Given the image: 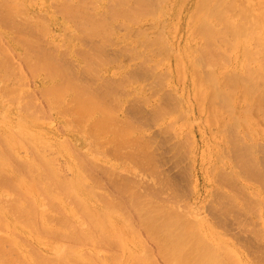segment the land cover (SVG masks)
Wrapping results in <instances>:
<instances>
[{
    "label": "bare ground",
    "instance_id": "obj_1",
    "mask_svg": "<svg viewBox=\"0 0 264 264\" xmlns=\"http://www.w3.org/2000/svg\"><path fill=\"white\" fill-rule=\"evenodd\" d=\"M56 1L57 11L74 22L72 25L67 26L72 32L69 36H66L65 41L57 40L53 36L49 37L47 35L48 25L42 14L33 13L23 8L21 0H0V27L2 25L11 28L9 33H2L0 31V42H2L0 43V82H2V84L0 83L2 87H0V92L3 93L4 91L3 95L8 93L9 98L7 97V99L15 103L14 105L6 104L5 106L4 103L0 101V197L7 196V202L3 197L1 198V200H4H2L3 203L0 201V231L6 233V235H4L0 232V264H264V260H262L263 262L260 261L262 259L260 258V251H258L260 255L258 252H255L260 257L258 255L255 256H258L260 259H257V257L253 258L255 261L250 260L251 257L247 254V251L246 254H243L238 248L231 245V243L221 240L211 229L205 227L203 221L199 220V222H196L190 220L189 217L191 216L187 217L188 211H185L186 215L179 211L181 207H167L166 205H162V203L160 204L158 200L153 198L152 194L149 196V191L147 192L146 189L143 190L148 194H144L143 192L145 191L143 190H141L142 193H139L140 190H136L139 186L135 182L134 185L137 186L136 188L132 186V188L134 187L135 189L131 191L132 188L129 189V184L128 187L126 186L127 184L121 179L119 171H114L118 173L119 176L116 175V173L114 175L119 179L115 178L114 180V175L112 176V173L111 176L113 179L111 180L109 174H107L110 167L108 166L107 168L102 166L103 168L100 170L101 165H94L93 163L95 161L93 157L90 159L94 152L95 155H100L93 149V153L91 155L89 154L90 158L88 157L89 155L86 156L82 154V152L79 153L82 155H76L78 154L77 152L74 153L75 157H69V168L73 173L71 177L69 176L70 174H64L69 171H65L67 168L62 170L61 167L65 165L56 162L57 160H55L56 158L54 155H49V151L55 149H51L53 146L49 147V144L52 138L57 150L66 153V149L69 148L68 146H71L67 143L68 138L65 137L67 138V142L65 141L68 144L67 148L64 141H60L61 139L59 140L52 134L54 130L52 124H48L51 128L48 132L47 124H43L42 122L41 125H37L39 122L34 121L33 118L36 117L34 119H38V121L40 119L43 120V117L40 115H43V112H47L46 114L48 115L49 110L50 112L51 110L52 112H57L55 116L67 114L68 117L67 112H69V114L72 113V115H77V117L75 116L76 118L73 117L75 123L72 120V126H76L78 129L82 128V130L84 129L85 131L88 130L92 138L95 135L97 137V133H101L105 136V134H108V131H114L116 135H120L119 141L116 142L117 146L114 155L117 156L121 153L124 145L122 144V140L124 141L127 133L131 130V127L125 124L128 123V121H124L117 129L116 125L118 122L115 120L114 114L105 101L102 100L100 92H95L93 88L90 90L91 88L89 85L80 82L77 78V73L81 74L79 75L81 77L85 71L93 73L96 65H100L102 67L101 71L105 73L106 69H108L106 64L110 65L116 62V60H111L112 56L105 55L108 57L107 59L105 58L103 52L100 50L102 46L99 43L105 37L115 36L114 28L117 27V25L118 27L125 28V31L128 32L126 38L127 41L130 40V43L127 45L123 44L128 50H126L127 48L121 49V53L126 50L128 58L123 54L126 61L136 60L137 58L140 60L142 56L139 54L145 53V49L148 47H146L143 52L139 53L138 56H135L136 53H132L136 50L141 51L143 47L147 46H143L144 41L142 40L147 29L142 27L146 26L148 29L151 28L152 30L155 24H148L150 21L147 22V20L144 19V17L148 16V11L151 9L148 5L149 0ZM155 1L157 4L159 2L162 4L167 2L164 6L169 9H173V4H178V0H174V3H171L169 0ZM199 1L200 2L197 1L196 7H198V9L196 13L200 15L201 23H199V28L201 29L199 30L203 33V39H200V41H202V48H200V51L198 48L195 49L198 45H196V42L190 37L185 39L182 46L177 44L176 30H174L175 27L174 29L171 28V24L167 25V27L164 26L163 29L160 27L154 28L153 30L156 32L155 35L151 36L152 32H149V37L145 38H148L150 47H153L155 44L157 45L156 48L153 49L156 50L159 57L166 55L165 57L167 58H174L175 67H173L172 70H175V72L179 74L187 72V60L196 63H199L198 61L200 60V62H202L204 66H208V68L212 63H216L217 65L220 64V67V62H222L223 69L221 68V71L210 69L208 75L203 72L204 70L202 71L204 66H199L202 68L201 74L199 71V75H203L204 77H201V79L200 76L196 74V71L192 70L191 74L196 77L192 80L193 97L186 91L185 87L187 86H180L181 84L178 81L183 80L185 82L186 78L184 75L187 73L181 74V76L183 75L182 79L177 80L175 86L178 85L181 87L182 94L185 98V105L198 96V98H201L200 108L202 107V103L205 106V108H201L204 114L208 113V109L212 112L211 116L218 117V115H222L218 110H229V107L233 106L231 105L233 103L231 99L236 92L237 97L241 96L242 101L244 99L245 102L241 103L239 106L238 109L240 110L236 109L237 112L240 111V113H243L242 115L245 114L246 117L249 118L253 116L256 111L255 114L257 115V113H259L260 116H263L262 118L264 120V0ZM40 2H44L45 5L47 0H40ZM92 5H95V7H92ZM102 11L105 12L103 15L99 13ZM154 12L155 11H152V14ZM150 14L151 13H149V15ZM17 18H20V20H17ZM134 25L137 27H134ZM78 31L81 33L79 34V38L77 35ZM196 31L198 30L196 29ZM196 31H194V33ZM200 31H198L199 33L197 32L198 35H202ZM2 36H6V39H4L6 42L2 41ZM46 40H48L50 44H48ZM43 42L48 44L51 48L43 50ZM84 44L87 45V49L82 50L80 46ZM175 44H177V48ZM53 47L58 51V56L50 52ZM62 50H66L65 52L77 62V72H75L74 69L71 70L69 67H65L64 58L62 56L65 52ZM150 50L154 54L153 57L156 58L155 51H153L152 48ZM100 56L102 59H100ZM149 61L152 60L149 58L145 59V57L144 60H140L142 63ZM153 61L155 60L153 59ZM154 64L157 63L154 62ZM124 66L126 68L129 67L126 65V62ZM73 71L76 73L75 76L77 80L71 76L73 75ZM108 72L113 73L111 70H108ZM128 75L130 77L131 74H127V76ZM29 77L34 78L35 87L37 88L36 90L34 89L35 91L33 90V93L32 90L28 91L31 93L23 92L26 78ZM184 82V85L187 84ZM197 88H199V90ZM254 98H256L258 104L256 100V103L254 102V104H252L251 100H254ZM218 100L224 101V103L225 101L228 103L229 100L230 104L223 103V106H225L222 108V103L220 105ZM218 105H220L221 109ZM227 105L228 108L226 107ZM254 105L257 107L256 109H254ZM231 109L234 110L232 107ZM228 110L227 112H229ZM227 112L223 113L222 116L225 117L224 115L228 114V117H231L233 111L230 110L231 115ZM238 115L235 117H239ZM44 116L47 117L45 114ZM211 116L209 115L210 118H212ZM260 116L257 115V117ZM39 117L42 118L39 119ZM235 117L232 116L233 120L231 121L235 122ZM243 118H239L234 124L238 128L233 125H231V127H235L239 130L240 139L242 138L241 134L244 135L245 138L246 136H250L249 134L256 137L252 134L254 130L253 127L251 128V122ZM260 120L262 121V119ZM72 121L68 118V124H71ZM210 121L211 120H209V122ZM224 121L228 123V120ZM227 123L226 125L223 123L222 128L226 131H230L232 128H230V130L225 129V126H229L230 122ZM206 124L207 122L204 123V126H206ZM113 127L115 129H113ZM235 128L234 131L236 132L237 129ZM223 129H218V133ZM122 133H124L125 137H123ZM229 133L231 134V132ZM229 133L228 135L223 134L224 137L226 138V135L230 137L234 134L230 135ZM130 134L131 133H129L127 137H130ZM233 136H235V134ZM233 136L230 137L233 138V141H229L230 144L233 142L237 144L238 142L239 145L240 140L238 138V133L236 134V138ZM71 138L76 141V144L84 147L85 143L82 144L83 139L72 136ZM97 138L99 139V137ZM131 138L132 137H130V139ZM234 138L238 141L236 142ZM249 138L252 139V144L249 145V149H252L256 156V150H258V148L262 151L261 146L264 147L263 143L260 142V146L259 140L255 141V138ZM132 140H134V138L131 139V141ZM242 140L244 139L242 138ZM127 141L129 144L131 143L130 140ZM244 141L241 142L243 143ZM136 143L134 146L132 144L130 146L127 144L131 149L127 148L125 145L128 149L125 153L126 157L128 155L132 162H136L137 156L142 152L144 153L143 145ZM244 143L242 146L240 145L241 147L238 145H231L235 150H231V147L229 148L231 150L230 155H236L233 162L237 159L239 161L238 154L243 156V158H241L243 160L248 158V156L251 158V150L245 148L246 146L248 147L247 143L249 144V142H247L246 145ZM46 144H48V148H46ZM257 144L259 147L256 149L255 147ZM137 145H140V149ZM41 146H45V148L43 149ZM136 147L138 149H136ZM239 147L240 149L242 147L246 149V151H243L242 148L243 155L242 151H236ZM49 148L51 150H49ZM45 149H48L49 153ZM72 149L74 148L72 147ZM21 150L25 151L24 157H19V154L21 155ZM76 150L77 149H75V151ZM137 150H140V154ZM75 151L72 150V152ZM232 151L238 153L236 154L233 152L232 154ZM247 152L249 154H247ZM245 154L248 156H244ZM55 155L57 157L58 154ZM83 155L86 159L83 158ZM144 155L145 153L141 155V158H145ZM80 156H82V158ZM231 156H229V158ZM87 157L94 162L88 160ZM60 158L61 156L59 159ZM141 158L138 160L141 161ZM146 159L147 157L145 160ZM143 160L141 162H143ZM223 160L225 159L223 158ZM249 160L250 159H246V162L248 161L249 164H242L246 163L242 161V163L239 162V166L237 165L238 161H236L234 164L238 166L240 170L235 171V165L233 167L230 166L232 167V170H229L230 173L223 176L220 175L221 179L217 178L220 177L219 175L216 177L220 179L217 183H222L220 181L223 179L224 184L226 182L225 185L228 184L230 189L233 188L234 190L237 188L235 194L240 193L241 190H238V187L242 188V185L239 186L240 183L238 186L235 185L239 177H247L251 174H254L253 177L257 176V178L261 176L259 168L255 169L254 167L255 170L251 168L253 163L252 165L250 163L254 158L251 159L252 161ZM65 162L63 161V163ZM240 164H242V166ZM60 165L62 166L60 167ZM96 166H99V168ZM97 169L100 172L107 170L105 175L103 173L101 174L105 177H97V173L99 172ZM110 170L113 171V168L111 167ZM252 170H257V173L255 172V174ZM223 172L226 173L227 171L223 170ZM109 173L111 172L109 171ZM258 173L260 175H257ZM98 175H100V173H98ZM262 176L264 177V175ZM262 176L260 179L264 184ZM106 177H109V182L107 179L105 180ZM250 177L251 176H249V179ZM253 177L251 178L253 179ZM102 178H104V182H108V187L105 186L109 189L107 191H105L106 189L104 185H102L104 183L101 180ZM122 178H124L126 183L130 181L129 179L126 180V177ZM116 180H119V183L123 181V183L119 185L118 182L116 183ZM85 181H90V185H85ZM107 182L104 184L106 185ZM224 184L222 183V185ZM222 185L220 187H224ZM99 188H103L102 190L105 189V192L109 191L108 195H104L102 192L98 193L99 191H97V189ZM221 189L218 190L222 192L223 189ZM255 192H257V195L260 197L259 204L256 208L255 204L245 200V202H247H244L246 212L247 210H249V212L253 211L251 210L253 208H256L258 212L259 208H264L263 192ZM225 195H223L225 198L223 201L227 202V200L232 199L231 194L228 193L226 195V197L230 196V198L227 197V200ZM236 196L242 197L241 195ZM220 197L222 196L218 195V198ZM218 198H216L218 201L217 203L219 204V201H221L218 205L219 207H216V210L224 206H220L223 201L222 199L218 200ZM242 198L239 199L242 200ZM253 199L254 198H252L251 202H254ZM231 202H235L234 199L230 201V203ZM233 204L235 203H231L229 206ZM239 206L237 207L235 205L233 207L239 208ZM214 207L215 206H213V209ZM233 207L231 209H233ZM46 208L52 209L53 213L50 214L51 212H47L50 210ZM245 209L241 210L245 211ZM240 211H238V213L236 212V214L241 215ZM218 212L215 211L217 214ZM221 212L225 214L227 211L223 209ZM246 212L242 213L248 215V212ZM228 213L229 212L226 214ZM253 214H256V212ZM257 214L256 215L259 216V213ZM238 217L240 218V216ZM240 221L243 222V220ZM241 225L245 224L241 223ZM261 225L263 224L261 223ZM244 229L245 226H243L242 230ZM251 229L254 230L255 228ZM251 229L248 230L247 228L246 230L249 235L250 232H252ZM258 230L254 235L255 237H253V235L251 236L253 239L256 238L254 240H256L257 243L259 240L262 241L263 239L262 236V239H260L261 237L259 236L260 234L258 235ZM138 231L140 232V234L138 233L140 238L132 237V234L135 233V235H137L136 232ZM19 232L25 234L34 233L35 235L40 233L43 236L47 234V236L50 235L54 237L55 241L65 242L64 245L66 247L63 246L65 247L63 248L60 246V243L56 244L55 242V244L52 243L48 246L45 244L46 246L40 250H38L37 247L31 248L32 250L27 249L31 252L29 256L24 245L28 243V248H30L31 242L29 243L28 240H25L24 242L26 243L23 242L24 245L21 244L17 237L20 236L23 240L24 237L21 236ZM35 232L38 233L36 234ZM142 232L144 233L143 238H141ZM17 233L19 236H17ZM39 236L40 235H38V237ZM224 237H226V235H224ZM257 237H260L259 240ZM35 238H37V236ZM262 243L264 244L263 241L261 244ZM86 245H89V248L83 249ZM243 245H241L240 248L244 247ZM51 254L53 257L50 256ZM262 255H264V253H262Z\"/></svg>",
    "mask_w": 264,
    "mask_h": 264
},
{
    "label": "rangeland",
    "instance_id": "obj_2",
    "mask_svg": "<svg viewBox=\"0 0 264 264\" xmlns=\"http://www.w3.org/2000/svg\"><path fill=\"white\" fill-rule=\"evenodd\" d=\"M169 1H171V3H174L176 0L175 1L169 0ZM186 1L187 0H178V4L177 5L173 4L174 5L173 9H169V8H166L164 6L165 3H167V2H165L164 4L159 2L157 4L155 0H149L148 5L151 7V9H150L151 12L150 11H148V12L151 14L149 15V13H148L147 14L148 16H146V15H143V16H146V17H144V19L147 20V22L150 21V22H148V24L153 23V24H155V26L152 28V30H151V28L148 29L146 26L142 27L144 29H147L145 31L146 36L144 34V36L142 37V40L144 41L143 46H145V45H147V46L143 47L141 51L136 50L132 54L136 53L135 56H138L139 53L143 52L144 49L146 47H148L145 49V53L143 52V54H139L142 56V58L140 60H144V57H145V59L149 58L152 61L142 63V62H140V60L138 58L136 60L134 59V60L126 61L124 55H126V50H128V48L124 45H127L128 43H130L129 42L130 40L127 41V38H126L128 35V32L125 31V28L118 27V25H117V27H115L116 26L115 25L114 30H115L116 35L112 36V37L103 38V40L101 41L102 43L100 42L99 44H101V46H102L100 48V50L103 52V55L104 56L105 55L112 56L111 60H116V62H113L110 65L106 64L108 69H106L105 73L101 71L102 67L100 65L95 66V70H93L94 71L93 73L85 71L83 73L82 77L79 76L81 74L77 73V78L80 82H82L83 84L89 85L91 88L90 90H92V88H93L95 90V92H100V95L102 96V100L105 101L107 106L110 108V110L114 114L115 120L118 122L116 125L117 129H118V126L121 125L124 121H128L129 124L128 123H125V124H126V126L129 125L131 127V128L130 127L129 128L132 130L131 131L129 129L131 132L128 130L129 133H131L129 136L132 137L131 139L134 138L135 141L132 140L133 141V143H132L130 137H127V135L129 133H127V135H126L127 138L124 136V133H122L123 137H125V139H124V141L122 140V144H124V145L122 148L123 151L121 153H119L117 156L114 155V151H115L116 146H117L116 142L119 141L120 135H116L114 131H111V132L108 131V134L107 135L105 134V136L101 133H97L98 134L97 137H99V139L96 137V135L92 138V136L90 137V135H89L90 133L88 130L85 131L83 129L84 130L83 131L82 128L78 129V127L72 126L74 118H76L77 115H72V113L69 114V112H67V111H65V112L68 113V117H67V114H65V115L62 114L64 116H62L61 114L55 116L57 114V112H55V111L52 112V110L50 112V110H49V112H48L49 117L46 114L47 112L46 113L43 112V115L42 114L40 115L43 117V120L40 119L42 117H39V119H40L39 121H38V119H34L36 117H34L33 120L39 122L37 125H41L42 122H43V124H47L48 132L51 129L49 127V125L52 124V127L54 129L52 134L55 135L59 140L61 139L60 141H62V142L64 141L66 147L68 146L67 143H69L74 148V149H72L71 146H68L69 148L67 147L68 149H66L67 152L62 153L61 151L57 150V147L55 146L54 140L51 138V142L49 144V147L53 146V148H51V149H54V148L55 149L51 150L49 148V150H51L52 152L49 151L48 149H45L47 152L48 151L50 152L49 155H54V157L56 159L53 156L52 157L55 160H57L56 162H58L59 164L65 165L64 167H61L62 165H60L62 170L67 168V169H65V171H69V172L64 173L65 175L70 174L69 176L71 177L72 173H73L72 170L69 168V161H70L69 157L70 158L75 157L74 153H77V152H78V154H76V155L85 154L86 156H88L89 154L91 155L93 153V150H94L100 155H95V152H94L92 154L93 156L91 155V158H90V155L88 157L90 159H92V157H93V160L95 162L90 160L87 157L88 160H90L91 162H94L93 163L94 165H98V164H99V166L101 165L100 170L103 167L108 168V166H109L110 168L108 170L111 172V173H109V171H108V173H107V170L106 171L104 170L105 168L103 169L104 171H102V172H100L97 169L99 171V172L98 171L97 172L100 173V175H98V173H97V177L98 176L103 177L107 173V174H109L111 180L113 179V177L115 180V178H118V177L117 176L115 177L114 174L117 171H119V175L121 176V179L124 181V183L127 184L126 185L127 187L129 184V186H130L129 189H131L132 186H135L134 185V182H135L140 187V188L138 187L139 188L138 189V188H136L137 185L135 186L137 191L140 190L139 193H142L141 190L146 189L147 192L149 191V196H150V194H152L153 198L158 200L160 202V204L162 203V205H166L167 207H170V206L171 207L174 206V207H178V208L181 207V209L179 208V211L185 215H186L185 211H188L187 217L191 216V217H189L190 220L196 221V222H199V220L203 221V223L205 224V227L211 229L215 234H217L219 236V238L221 240H224V241H227L228 243H231V245L238 248L243 254H246L248 252L247 254H249V256L251 257V258L250 257L249 258L252 261H255V259L253 260V258H257L261 254L260 255L261 257L260 256L259 257L262 258L260 260V261H262V260H264V258H263L264 255H262V253H264V244L263 243L261 244L262 241L264 242V240H263L264 239V215H263L264 214L263 213L264 208H262V209L259 208L260 211L258 209V212H257L256 208H257V205L259 204L258 202L260 201V197L257 195V192H255V191H260V192H263V194H264V184L260 179L261 176L264 175V149H263L264 147H262L260 145V142H262L263 146H264V120L262 118L263 116L262 115L260 116V114L257 113V115L260 116V117H257V115L255 114L256 113V111H255L253 116L247 118L245 114H244L245 115L244 116V115H242L243 113H240V111L237 112V110H240L238 108L241 105V103H245V102H244V99L242 101L241 96L237 97L236 92L234 93V96H232L233 98L231 97L232 98L231 102L233 100V103L231 105H233V106H230L229 110L227 108H228V105L230 104V102H229L230 99L228 100L229 104L226 103L227 99L225 101V103L228 104L226 106L227 107L226 109L229 112H227V110L221 109V107L223 108L225 106V105L223 106L224 101L222 102L221 100L220 101L218 100V102H220V105L222 103L221 107H220V105H218V107H220V109H221L218 111H220V113L222 115H223V113H226V112L231 115V112H230V110H231V111H233L234 115L237 113L235 116H237L239 113V115H238L239 117H237V118L233 114L231 115V117H228L229 116L228 114H226L227 116L224 115L225 117H223L222 115H218V117L211 116L212 112H210L207 108L206 109H207L208 113L204 114V112L201 108H203V107L205 108V106L202 103V105H201L202 107L200 108L199 105L201 104V98H198V96L196 97V99H192V101L187 102L185 105V98L182 94L181 87L187 86V87H185L186 91L189 92L190 96L192 95V97H193L194 94H193V90H192V80L195 79L196 77H195V75H192L191 73H192V70H195L196 74L199 75V71L201 74L202 68H200V67L204 66V64L202 62H200V60L198 61L199 63L191 62V61L187 60L186 61V64H187V72L186 73L187 74L181 73V74H186V75H184V77L186 78L185 79L186 81L184 82L183 80H180V79H182L183 75L181 76V74L176 73L175 70H172V68L175 67V60L173 61L174 58H167V57H165L166 55L159 57L156 53V50L153 49V48H156L157 45L155 44V45H153V47L152 46L150 47V42H148V38H145V37H149L148 36L149 32H152L151 36L155 35L156 32H155V30H153L154 28L160 27L161 29H163L164 26L167 27V25L171 24V26H172L171 28L174 29V27H175L174 30H176V35H177V41L176 42H177V44H180L182 46L185 42V39L190 37L191 39H193L196 42V45H198V46H196L195 49L198 48V50L200 51V48H202V41H200V39H203V37H202L203 33L199 30V29H201V28H199V25H200L199 23H201L200 15H198V13H196L197 12L196 10L198 9V7H196L197 1L198 2H200V1L199 0H188L187 2ZM228 1H230V0H228ZM231 1H233V0H231ZM56 2H57L56 0H47L46 4L44 5V2H40V0H21L23 8H25V9L33 12V13L36 12V13L42 14V16L44 17V19L48 25L47 35L49 37L53 36L57 40L65 41L66 36L67 35L69 36V34L72 32L69 28H67V26L72 25L74 22L72 20H69L67 17L63 16V14L61 12L57 11L58 9L56 7ZM98 2H100V1H98ZM92 7H95V5H92ZM152 11H155V12L152 14ZM99 13H101L103 15L105 12L102 11ZM197 15H198V18H197ZM18 17H20V16H18ZM17 20H20V18H17ZM134 27H137V26L134 25ZM195 27H197V28H195ZM196 29L198 31H200L202 33V35H200V34L198 35L197 34L198 31H196ZM0 31L2 33H9L11 31V28L9 26H2L1 25ZM194 31H196V32L194 33ZM74 32H75V30H74ZM162 32H163V30H162ZM129 33H130V31H129ZM79 34H81V33L78 31V34H77L78 38H79ZM1 38L3 39V40L1 39L3 42L4 41L6 42V40H4V39H6V36H2ZM46 42L48 44H50L48 40H46ZM83 42H88V41H83ZM0 43H2V42H0ZM197 43H199V44H197ZM48 44L43 42V44H42L43 50H48L51 48V47H49ZM177 44H175L176 48H177ZM86 46L87 45L84 44V45L80 46V48H82V50H84V49H87ZM129 47H131V46H129ZM123 48L124 49L127 48V49L125 51H123V53H121L122 52L121 49H123ZM151 48L153 51H155L156 58L153 57L154 54L151 52V50H150ZM65 51L66 50H64L63 52H65ZM50 52H53L58 56V51L55 50L54 47L52 48V50ZM62 56L64 58L65 67H69L71 70L74 69V71L77 72V67H78L77 62H75L72 59V57L66 52ZM126 56H127L126 58H128V55H126ZM105 58L107 59L108 57L105 56ZM100 59H102L101 56H100ZM153 59L155 61H153ZM66 60H67V63H66ZM125 62H126V65L129 66L128 68H126L124 66ZM154 62H156L157 64H154ZM188 62H189V65H188ZM220 63H221L220 67H219L220 64L217 65L216 63H212L209 68H208V66H204V68L207 70H205L203 68L202 71L204 70L203 72L205 74L207 73L206 75H208L210 69H216L218 71H221L220 69L221 68L223 69V64H222V62H220ZM194 64H197V65L200 64V65L197 66ZM108 70H111L113 73L108 72ZM73 72H72L73 75H71V76L74 79H76V76H75L76 73L75 72L73 73ZM127 74H131L130 77H129V75L127 76ZM199 76H200V79H201V77H203V75H199ZM31 78L32 77L26 78V84L24 85L25 88H23V92H28V91L32 90V93H33V90L37 89L35 87L34 78H32V79ZM177 80L182 81V82L178 81L181 84L180 85L181 87L178 85L175 86L177 84ZM183 82L187 83V84L184 85ZM0 83L2 84V82H0ZM174 89H176V90H174ZM197 89L199 90V88H197ZM1 91H3V90H1ZM28 93H31V92H28ZM3 94H4V91H3V93L0 92V101H2L5 106H6V104H9V105L15 104L13 101L7 99V97L9 98L8 93L5 94L7 96H5ZM198 100H200V101H198ZM255 100H256V98H254V100H251L252 104H254ZM256 102H257V100H256ZM257 104H258V102H257ZM257 104H255V105H257ZM254 106H252V107H254ZM231 107L234 110H232ZM256 108L257 107L255 106L254 109H256ZM44 114L47 117H45ZM209 115L213 119L210 118ZM232 116L235 117L234 119L236 121H238L239 118H243V117H245V118H243L244 120L248 119L251 122V128L253 127V130L256 132L255 133L253 131V133L252 132L251 133L254 134L256 137L249 134L250 136H246V138H245V136L241 134L242 138L245 141L242 140V138L240 139V137H239L240 133H239V130L237 129L238 127L236 125H234L236 123V121L235 120H234L235 122L231 121V120H233ZM68 118L71 121L73 120L71 122V124H68ZM66 119H67V121H66ZM260 119H262V121ZM209 120H211L213 123L216 121L215 122L216 124L215 123L213 124L211 121L209 122ZM224 120H228V123L230 122L229 123L230 127L227 125V126H225L226 128L225 127L224 128L228 129V130H230V128H232L233 130L231 129L230 131H226L222 128L223 123H224V125H226V123H227V121H224ZM206 122H207V124H206V126H204V123H206ZM74 123H75V121H74ZM231 125L237 127V128L234 127L235 129H237L236 132L234 131V128L231 127ZM73 127H74V129H73ZM227 127H229V128H227ZM113 129H115V128L113 127ZM218 129L219 130L223 129L222 130L223 132L220 131L221 133L220 132L218 133V131H219ZM225 131H226V133H225ZM232 131H234L235 133ZM229 132H231V134L234 133L235 136H233L234 134L232 136L235 138H236V134L238 133V138L240 140L239 145L237 142L238 140L236 141L235 138H234V140L237 142V144L235 142L230 144L229 141H233V138H230L232 136H230V137L227 136ZM223 134L224 135L227 134L226 138L224 137ZM71 136L75 137V138L83 139L82 144L85 143L84 147H81L78 144H76V141L73 138H71ZM65 137H67L68 139ZM249 137L255 138V141L259 140L258 142H259V145L261 146L263 152L260 151L261 149L258 148L259 145L257 144V146L255 147L256 149L258 148V150L255 149L257 154H256V156L254 155L252 149H249L250 148L249 145L252 144V141H251L252 139ZM66 139L68 142L66 141ZM136 139L140 142H138ZM127 140H130L131 143L129 144ZM241 141H244L245 143L244 142L243 143L245 145L247 142H249V144L247 143L248 147L246 146L245 148L246 149L248 148L249 150H251L252 154H250V156L251 155L252 156H251V158H249V156L247 155V154H249L248 153L249 151H248L247 154L244 155V156L247 155L248 158H245L243 160V159H241V158H243V156H241V154L240 155L238 154L239 161H238V159L236 160V161H238L237 165L239 164V162L240 163H242V161L246 162V159L247 160L250 159L249 161H252L251 159L254 158V160L258 161V162H255L253 160L250 163L251 165L253 163V166L251 168H253V169H254V167H255V169L259 168V172L261 173V176H259V178H257V176L253 177L254 174L250 173L251 175H248L247 177L246 176L245 177L241 176V178L239 177L237 179L238 181H236L237 184H235V185L238 186V184L240 183L239 186L242 185V188L238 187V190L240 189L241 192L238 191L240 193L235 194L237 192V191H235V190H237V188H235L234 190H233V188L230 189L228 184L225 185L226 182L224 184L223 179L220 182H222L224 185H222V183H219V182L218 183L224 187L225 186H228V187H225V188L220 187L221 185H219L217 183V181L221 179V176H223L227 173H230V171L232 170L231 168L235 165L234 163L236 162V161L233 162V160H235L234 157L236 155L233 154L234 151H232V154L234 156L233 155L231 156L230 155L231 150L234 149V148H232L234 145H238V146L241 145L242 146L243 143ZM135 143L136 144L140 143L141 145H143L142 147H144L143 151L145 153L144 157L145 158L147 157L146 160H145V158H141V155H143L144 153L141 151L143 154L142 153L140 154L139 153L140 150L139 151L137 150L140 155L137 156L136 162L135 161L132 162V160L129 158L128 155L126 157L125 153L128 150L127 148H129V146L131 144L134 146ZM127 144L129 146H127ZM125 145L127 146V148ZM231 145H233V146L231 147ZM45 146H46V148H48L47 147L48 144H46ZM45 146H41V147H43V149H44ZM87 146H88V148H87ZM137 147L140 149V145H137ZM137 147H136V149H138ZM230 147L232 148L231 150L229 149ZM240 147L237 148L238 150H236V151L241 152L243 147L241 149H240ZM40 149H42V148H40ZM75 149H77L78 151L77 150L75 151ZM129 149H131V148H129ZM246 149L243 148V151H246ZM72 150L75 152H72ZM236 151L234 153L237 154L238 152H236ZM243 151H242V155L244 154ZM80 152H82V154H79ZM51 153H55L58 155L56 157L55 154H51ZM226 154H227L228 158L226 157ZM24 156H25V151L21 150V155L19 154V157H24ZM58 156L59 157L61 156V158H60L61 160L59 159ZM229 156H231L230 158L233 157L234 159L233 158L230 159ZM80 157L82 158V156H80ZM139 157L141 158V161L144 159L143 162L139 161L140 160ZM83 158L86 159L85 156ZM223 158L225 160H223ZM227 159H230L231 161L227 160ZM240 159H241V161H240ZM63 161L64 162L66 161V162L63 163ZM96 161H97V163H96ZM113 161H115L116 163ZM112 163L114 166L112 165ZM247 163L249 164L248 161L246 163H242V164H247ZM242 164H240V165L242 166ZM99 166L98 167L96 166V167L99 168ZM116 166H120V167H116ZM230 166H232V167H230ZM238 166L235 165V168H234L235 171L240 170ZM111 167L113 168V171L110 170ZM223 170L227 171V172L225 173V172H223ZM254 170H252V171H254ZM114 171H116V172H114ZM256 171H254V173ZM102 173L104 175H101ZM111 174H112V176L113 175L114 176L112 177ZM116 175H118V173H116ZM218 175L219 176L221 175V176L217 177ZM257 175H260V174L258 173ZM249 176L253 177V179L251 177L249 179ZM122 177H126L127 179L126 178L125 179L126 180L129 179L130 181H127V183H126V181ZM216 177L220 178V179H217ZM223 178H226V177H223ZM98 179H100V178H98ZM103 179L104 178H102L101 180L103 181ZM106 179L108 180V182L110 181L109 177L108 178L106 177L105 180ZM263 179H264V177L262 176V180ZM123 181H121V182L123 183ZM228 181H229V179H228ZM243 181H245V182H243ZM106 182H104V183H106ZM108 182L106 185L104 183L102 185H104V187H105L108 185ZM117 182L119 183V180H116V183ZM122 183H119V185ZM86 184L90 185V181H85V185ZM130 184H132V185H130ZM229 184H230V182H229ZM109 185H110V183H109ZM116 185H118V184H116ZM231 185H233V184H231ZM121 186H124V185H121ZM141 186H143V187H141ZM233 187H235V186L233 185ZM135 188L133 187L131 191H133ZM226 188H228V189H226ZM102 189L103 188L97 189V191H99L98 193L102 192V193H104V195H108L109 191L108 192H105V191H107L109 189L106 187H105L106 190L104 189L105 191ZM218 189L219 190L221 189L222 192L219 191ZM97 191H96V193H97ZM143 191H145V190H143ZM145 192H143V193L148 194L147 192L146 193ZM218 193H220V194H218ZM222 193H224V194H222ZM228 193L232 195L231 196L232 199L227 200V197L230 198V196L226 197V195ZM255 193H256V195H255ZM218 195L219 196L221 195L222 197H223V195H225L227 202L223 201L225 199L224 197L218 198ZM236 195H241L243 198L240 196L238 197ZM154 196L157 198H155ZM2 197L3 196L0 197V201L3 200V199L1 200ZM6 197L7 196L3 197V198H5V201H6ZM216 198H218V200L222 199V201H223V202H221L220 206H222V205H224V206H223V208H219V210L221 209L220 211L216 210V209L219 207L218 205L220 204L221 200L219 201V204H218L217 203L218 201L216 200ZM239 198H242V200ZM252 198H254L253 200L255 203L253 201L251 202ZM233 199L235 202H231V203H235V204H233L232 206H229V204L231 205L230 201H233ZM255 199H256V201H255ZM245 200L246 201L248 200L250 203H253L256 206L255 209L254 208L251 209L253 211L250 210L251 212H249V210H247L248 215H246L245 213L244 214L242 213V212H246L245 203H247L248 201L245 202ZM3 201L1 203H3ZM222 203H225V204H222ZM226 203H228V204H226ZM177 205H179V206H177ZM235 205L237 207L239 205L240 206H239V208L233 207ZM213 206H215L214 209H213ZM232 207H233V209H231ZM223 209L229 213L226 214L227 213L226 212L224 214V212H221ZM239 209L240 210L245 209V211L244 210L240 211ZM47 210H50V211H47V212H51L50 214L53 213L52 209H47ZM229 210H231V211H229ZM254 210H256V211H254ZM215 211H217V212L219 211L218 214L215 213ZM238 211L241 212L240 213L241 215L236 214V212L238 213ZM254 212H256V214L259 213V216H257L258 214L257 215L253 214ZM244 215H246V216H244ZM192 216H193V218H192ZM238 216H240L241 219ZM260 217H261V219H260ZM240 220H243V222H241ZM239 221L245 225H241V223ZM212 222H214V223H212ZM209 223H210V225H209ZM261 223L263 225H261ZM217 225H218V227H217ZM243 226H245L244 230H242ZM257 227L259 228V230ZM247 228H248V230L251 228H253V229L257 228L256 232L258 230V232H259L258 235L260 234L259 236L263 237V239H262V237L261 238L257 237V239L259 240V238H260V239H262V241L259 240L257 243V241L254 240L256 238L253 239V237H255L254 235L256 234V232L254 233L255 229L254 230L251 229L253 234H252V232H250L251 231L250 230L249 231L250 235H249L247 233L248 231H246ZM0 232H2V231H0ZM3 232H2V234L6 235V233H3ZM35 233L37 234L38 232H35ZM138 233L140 234L139 231L136 232L137 235H135V233H133L132 237H134V238L139 237L140 238V235ZM220 233H221V235H220ZM19 234L24 237V240L21 239ZM19 234L17 233V236H19V237H17V239L19 240V242L21 244L24 245V243H26V242H24L25 240H28L29 243L31 242L30 248H28L29 247L28 243L26 245H24L25 250L31 249V248L33 249L36 247L38 250H40V249H43V247H45L46 245L48 246L49 244H52L54 242L56 244L60 243V246H62V247L65 246L64 241H63L64 243L59 242L58 240L55 241L54 237H52L50 235L47 236V234H46V236L45 235L43 236L39 233L38 234V235H40L39 237H38V235H35L34 233L25 234V233L19 232ZM141 235H142L141 238H143L144 233ZM224 235H226V237H224ZM252 235H253V237H251ZM36 236H37V238H35ZM44 239H45V241H44ZM47 241H49V242H47ZM259 242H260V245H259ZM257 244L261 247H259ZM241 245H243L244 247L240 248ZM262 245H263V248H262ZM86 246L83 249L89 248V245H86ZM65 247H63V248H65ZM243 248H245V249H243ZM252 248H254V249H252ZM258 251H260V254ZM27 252L30 256L31 252L29 250H27ZM255 252H258L259 255L256 254ZM255 255H258V256H255ZM50 256H52V254ZM259 257L257 259H260Z\"/></svg>",
    "mask_w": 264,
    "mask_h": 264
}]
</instances>
